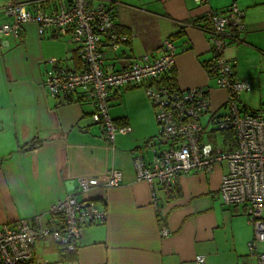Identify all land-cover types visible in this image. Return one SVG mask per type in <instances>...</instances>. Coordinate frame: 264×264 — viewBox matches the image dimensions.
<instances>
[{
  "label": "crops",
  "instance_id": "1",
  "mask_svg": "<svg viewBox=\"0 0 264 264\" xmlns=\"http://www.w3.org/2000/svg\"><path fill=\"white\" fill-rule=\"evenodd\" d=\"M31 8L37 0H0V24L10 20L3 8L10 2ZM117 30L127 35L116 50L108 51L106 68L118 70L141 55L153 57L166 37L177 47L176 85L187 89L206 86L209 111L201 116L203 139L226 136L215 132L213 114L225 113L226 92L209 78L207 35L192 21L209 9L235 2L245 13L242 40L224 55L234 62L237 78L251 87L240 93L238 104L249 113L264 111V0H106ZM59 65L81 68L74 46L47 30L37 32L34 22L21 35H0V228L35 213L69 193H77V178L98 177L108 169L121 171L116 187H96L92 195L103 203L105 220L86 226L75 254L77 264H257L248 256L253 237L243 205L226 206L219 194L225 164L209 173H181L170 197L159 193V210L151 204V190L135 177L133 158L148 163L157 141L154 110L143 87L114 89L109 115L130 126L116 133L111 147L100 126L91 119L93 105L71 97L51 96L44 86L47 69ZM213 113V114H212ZM35 141L33 149H23ZM168 229L159 233L160 225ZM38 261L60 259L49 238L35 246Z\"/></svg>",
  "mask_w": 264,
  "mask_h": 264
},
{
  "label": "built area",
  "instance_id": "2",
  "mask_svg": "<svg viewBox=\"0 0 264 264\" xmlns=\"http://www.w3.org/2000/svg\"><path fill=\"white\" fill-rule=\"evenodd\" d=\"M106 0H37L31 8L10 2L3 13L10 20L0 24V35H21L25 24L34 22L37 32L47 30L65 37L74 46L81 68L59 65L54 57L47 69L44 86L54 97H71L91 102V119L98 124L112 147L116 133H128V125L117 124L109 115L110 93L117 88L143 87L157 123L159 151L145 163L141 156L133 158L135 177L148 184L151 204L159 210V193L170 197L175 191L176 177L181 173H209L214 166L225 164L219 194L226 206L243 205L253 237L248 242V256L264 264V111L249 113L238 104L240 93L251 87L246 79L237 78L234 62L226 58V48L241 42L245 29V13L235 2L224 9H209L195 26L207 35L211 53L205 66L209 78L226 92L225 113L212 116L215 132H231L224 136L203 139L201 116L209 111L206 86L179 88L169 85L167 75L173 70L177 47L171 37L162 40L156 55L144 54L118 70L106 68L108 51L116 52L127 35L116 28L114 15ZM206 4L207 0H194ZM167 81V83H166ZM122 180L121 171L108 169L98 177L77 178V193H69L51 202L45 213L5 223L0 228V264H77L75 255L83 229L105 220L103 203L92 195L96 187H116ZM161 236L168 234L160 225ZM49 238L58 253V261H38L35 246ZM66 256V257H65ZM204 262L202 255L195 257Z\"/></svg>",
  "mask_w": 264,
  "mask_h": 264
},
{
  "label": "trees",
  "instance_id": "3",
  "mask_svg": "<svg viewBox=\"0 0 264 264\" xmlns=\"http://www.w3.org/2000/svg\"><path fill=\"white\" fill-rule=\"evenodd\" d=\"M200 18L201 17H199L196 20L192 21L193 25H195V23L197 22V20L200 19ZM204 64H205V66H208L209 65V63H207V62L204 63ZM166 79L168 80L169 85L176 86V80H175V74H174V72H170L169 75H167ZM166 83H167V81H166ZM223 133L226 135L227 138L230 139V137H231V132L230 131L223 132ZM213 137L214 136H211L212 139H213ZM36 145H37V143L35 141H32L31 143H29L28 145H26L23 149H26V150L27 149H33V148H35ZM58 254H59L60 258H62L63 255L61 253H58ZM74 257H75V255H69L67 258L72 259Z\"/></svg>",
  "mask_w": 264,
  "mask_h": 264
},
{
  "label": "rangeland",
  "instance_id": "4",
  "mask_svg": "<svg viewBox=\"0 0 264 264\" xmlns=\"http://www.w3.org/2000/svg\"><path fill=\"white\" fill-rule=\"evenodd\" d=\"M260 86H261L262 88H264V83H261ZM258 251H259V252L264 251V244H260V245H259Z\"/></svg>",
  "mask_w": 264,
  "mask_h": 264
}]
</instances>
